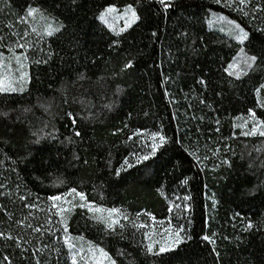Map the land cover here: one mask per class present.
Segmentation results:
<instances>
[{
	"label": "trees",
	"instance_id": "1",
	"mask_svg": "<svg viewBox=\"0 0 264 264\" xmlns=\"http://www.w3.org/2000/svg\"><path fill=\"white\" fill-rule=\"evenodd\" d=\"M127 5L122 31L101 18ZM6 52L29 80L0 89V264H74L66 233L114 264H264V0H0ZM70 190L130 218L62 216ZM144 214L178 245L149 250Z\"/></svg>",
	"mask_w": 264,
	"mask_h": 264
},
{
	"label": "rangeland",
	"instance_id": "2",
	"mask_svg": "<svg viewBox=\"0 0 264 264\" xmlns=\"http://www.w3.org/2000/svg\"><path fill=\"white\" fill-rule=\"evenodd\" d=\"M109 9H111V11H109ZM133 12H135V18L132 16ZM32 14L36 15L35 17L39 23L48 27L51 26V21L43 19L41 14H37L36 12H33ZM101 18L112 29L120 32L136 21L137 14L135 8L131 5L124 7L109 6L102 12ZM215 18L218 23H222L218 25L221 26L223 31L227 33L230 32V29L226 25L227 23L233 31H235L237 36H244L243 30L237 25L232 24L233 22L230 23L231 20L228 23L224 21V18L221 15H217ZM6 54H0V89L3 91L17 90V88L24 83L25 79L26 84L29 80L27 79L26 62L19 52H16L13 55L9 52H6ZM245 60L244 55H239L232 62L231 67L236 69L241 65V62L246 63ZM249 120L252 123L246 125L245 130L252 133L255 128V132H257L259 125L256 123V120L253 118H249ZM56 197H59L60 199H52V201L58 207L62 216L70 210L73 204L80 203L96 212L108 225L111 226H114L122 220H128L130 218L127 212L120 207L101 208L94 205L92 202L87 201L85 194L82 192L70 190ZM213 198V202H216V198ZM113 209L116 211H111ZM136 220L138 221L137 224L140 227H143L147 232L148 244L151 246V250L160 251L161 247L171 249L178 245L176 240L177 233H179V231L173 220L159 219L149 214L141 215L136 218ZM64 240L71 251L74 264H114L111 256L106 251L97 245L84 240L83 238L74 237L71 234L66 233Z\"/></svg>",
	"mask_w": 264,
	"mask_h": 264
},
{
	"label": "snow or ice",
	"instance_id": "3",
	"mask_svg": "<svg viewBox=\"0 0 264 264\" xmlns=\"http://www.w3.org/2000/svg\"><path fill=\"white\" fill-rule=\"evenodd\" d=\"M242 2H243V0H242ZM160 3L163 4L165 8H167V7L170 6V0H160ZM34 11H35V10H30L29 15H31L32 12H34ZM109 11H111V9H109ZM132 16H133V18H135V12L132 13ZM49 34H51V33H49ZM243 38H244V36L241 37V39H243ZM253 59H254V58H253ZM255 131H256V130H255V128H254L252 133H245V135L255 134ZM260 134H261V135H264V132H261ZM77 135H79V133H77ZM157 135H158V134H157ZM160 140L163 142L164 137L161 136V137H160ZM146 158H147V157H145V159H146ZM73 191H75V190H73ZM52 199H53V200H57V199H60V198H59V197H52ZM111 211H116V210L113 209V210H111ZM109 226H111V225H109ZM249 227H251V225H249ZM205 239H208V237H205ZM179 242H180V237H179V233H177V240H176V243L178 244ZM149 250H151V246H149ZM168 250H169V249L166 248V247H161V249H160L161 252H166V251H168Z\"/></svg>",
	"mask_w": 264,
	"mask_h": 264
}]
</instances>
